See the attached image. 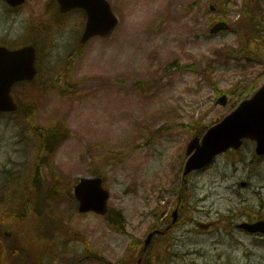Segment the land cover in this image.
<instances>
[{
    "label": "rangeland",
    "instance_id": "rangeland-1",
    "mask_svg": "<svg viewBox=\"0 0 264 264\" xmlns=\"http://www.w3.org/2000/svg\"><path fill=\"white\" fill-rule=\"evenodd\" d=\"M110 2L120 19L117 29L89 41L69 63L84 28L81 11L60 17L49 0H29L25 8L8 13L0 0V35L22 37L37 15L50 23L49 30L40 22L42 34H33L45 42L40 45L39 76L14 88L24 114H0L1 227L7 235L25 237L31 256H39L42 264H65L94 253L137 264L134 243L145 239L157 221L171 225L167 251H157L155 245L149 264H208L206 259L220 252L262 261L264 241L233 226L257 204L252 187L241 186L242 181L255 182L247 165L254 154L251 140L188 176L190 199L184 209L190 220L172 223L193 133L204 132L231 112L244 86L252 82L254 91L264 83V43L247 46L236 25L245 19L242 6L249 7L252 0ZM218 18L231 28L211 33ZM219 91L229 96L226 106L216 104ZM28 110L38 125L63 122L72 132L53 154L41 149L25 118ZM260 164L264 184V161ZM51 171L63 180L58 230L47 239L41 234L36 238L34 197L50 200L54 190L41 181L50 179ZM94 175L106 179L109 206L126 218L124 231L114 230L98 214H81L69 199L80 177ZM9 254L0 243V264H12ZM88 264L103 263L91 259Z\"/></svg>",
    "mask_w": 264,
    "mask_h": 264
},
{
    "label": "water",
    "instance_id": "water-1",
    "mask_svg": "<svg viewBox=\"0 0 264 264\" xmlns=\"http://www.w3.org/2000/svg\"><path fill=\"white\" fill-rule=\"evenodd\" d=\"M18 4L24 0H9ZM62 12L74 8H83L87 13V22L81 36V44H85L94 36H105L114 30L118 17L114 14L107 0H58ZM227 28L225 23L217 24L212 31ZM35 48L32 45L17 50L0 48V110L13 111L17 109L11 95L12 85L20 80H31L35 73ZM226 105L228 96L223 94L216 102ZM244 138L257 141V152L264 154V85L251 97L243 100L239 106L222 121L212 126L206 134L191 139L187 146L189 158L186 161L184 175L201 169L209 164L219 153L229 148L238 149ZM75 196L79 201V211L82 213L95 211L99 214L108 212L110 192L104 188L102 177H83L75 185ZM174 221L177 210L173 213ZM264 222L242 224L250 231H263ZM155 232H151L145 240L144 250L151 242ZM142 259H139L141 262Z\"/></svg>",
    "mask_w": 264,
    "mask_h": 264
},
{
    "label": "trees",
    "instance_id": "trees-1",
    "mask_svg": "<svg viewBox=\"0 0 264 264\" xmlns=\"http://www.w3.org/2000/svg\"><path fill=\"white\" fill-rule=\"evenodd\" d=\"M245 19L239 21L236 25L241 30L245 43L247 46L252 49L258 47V42L260 40H264V16L263 10L260 7V4L257 2H252L251 5L247 8L244 6ZM263 17V18H262ZM80 49L76 48L72 51L69 57V63L73 62L75 58L79 56ZM255 86L253 84H248L247 86L241 89L240 93H244L241 95V98L237 100L235 104H237L243 98L249 96L254 89ZM25 118L28 122V125L32 127L37 137L41 143V149L44 151H50L52 154L54 153L55 148L63 142L65 139L69 138L72 132L65 125V123L61 122L56 124L53 127H43L37 124L36 116L29 112L26 113ZM203 133V130H199L195 132V135H200ZM47 180V181H46ZM46 185L50 186L51 189L54 190L52 195L50 196V200L45 196L34 197V209L35 213L38 214V225L37 231L38 234L36 238L41 234L43 237H50L54 235L55 231L58 228H55L60 221V218L56 214L57 206L61 202L63 198V194L61 192L62 186V178L56 175L55 171H51V178L47 179L46 176L42 177L41 182H45ZM34 187V184H33ZM70 200L75 202V198L73 196L69 197ZM105 220L107 224L116 231H124L126 226V218L120 210L115 208H111L107 216H105ZM27 239L23 236L16 235H7L4 231V227L0 224V243L1 248H3L6 252H10L8 255L9 258L14 256V260L11 262L12 264H31L35 261L36 264H42L39 256L36 258L31 257L29 248L26 244ZM47 244V242L45 243ZM142 241L139 243H134V246L139 249L138 255L144 257H150V254H144L141 249ZM91 254V253H90ZM147 257L145 258V262H148ZM97 259L103 264H115L112 261L108 260L106 257L100 254H91L89 259ZM88 257L87 256H76L73 259L67 260L65 264H87ZM6 262H3V264ZM120 264H130V263H120Z\"/></svg>",
    "mask_w": 264,
    "mask_h": 264
},
{
    "label": "flooded vegetation",
    "instance_id": "flooded-vegetation-1",
    "mask_svg": "<svg viewBox=\"0 0 264 264\" xmlns=\"http://www.w3.org/2000/svg\"><path fill=\"white\" fill-rule=\"evenodd\" d=\"M11 8L12 7L9 6L10 10ZM12 10H17V9H12ZM261 161H264V156H259L256 153H254L252 155L251 161L247 163L250 166L251 175L255 179V182L246 181L247 186L252 187L253 194L257 199V204L254 205L253 211L251 213H246V215L249 217L247 219V221L249 222L264 220V184H261L259 180V173L262 172L261 168L263 167V165L260 164ZM178 210H183V207L179 206ZM250 235L254 236V238H261L264 241V235L262 234L256 233ZM246 252L247 254L250 253L249 250L247 249L245 250V253ZM231 253L232 252H220L219 255L207 258L206 260L208 264H264V259L262 261H248L247 259L241 260L240 257H236V258L232 257Z\"/></svg>",
    "mask_w": 264,
    "mask_h": 264
}]
</instances>
